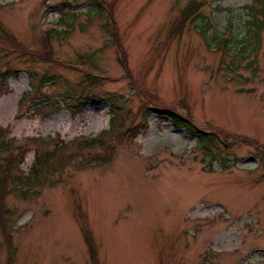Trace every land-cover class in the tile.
<instances>
[{
	"label": "rangeland",
	"instance_id": "1",
	"mask_svg": "<svg viewBox=\"0 0 264 264\" xmlns=\"http://www.w3.org/2000/svg\"><path fill=\"white\" fill-rule=\"evenodd\" d=\"M101 1L97 16L92 0H0V160L27 152L4 180L0 264H95L87 236L100 264H264V27L247 30L261 5ZM50 29L66 32L46 57ZM85 74L102 79L84 88L98 103L77 112L59 86L79 93ZM114 100L133 129L84 147L109 130ZM159 105L214 132L217 161ZM56 148L43 183H27L36 154ZM98 154L108 160L88 161Z\"/></svg>",
	"mask_w": 264,
	"mask_h": 264
},
{
	"label": "trees",
	"instance_id": "2",
	"mask_svg": "<svg viewBox=\"0 0 264 264\" xmlns=\"http://www.w3.org/2000/svg\"><path fill=\"white\" fill-rule=\"evenodd\" d=\"M94 7L96 8V12H93V15H97V16H102L106 13V9H105V5L103 4V2L101 0H92ZM255 4L261 5L260 10L257 11V13H261L264 14V0H257L253 6ZM64 6H68V4H64ZM250 11L252 10V21H250L247 25V30L249 34H257L258 31L261 30V28L264 27V21H260L259 19H257L256 17H254V13L252 7H249ZM195 9V11H193ZM193 12H200V7L199 5H197V7H187L185 14H186V18L187 16L191 15L193 16ZM69 13V12H67ZM74 17L73 14H70ZM92 15V14H91ZM67 16V15H66ZM112 17V15H111ZM65 18L60 19L59 22H61V24L63 23L64 25H68L69 23L66 21H64ZM179 21V20H178ZM176 20V23L174 25L173 28H177V26H179V22ZM58 22V23H59ZM172 28V29H173ZM0 29H2V32L4 33V36L9 39V34L3 30L2 26L0 25ZM67 30V29H65ZM66 31H57L55 29H50L44 36V45L45 48L43 49V51L41 52L42 56H46V57H50L51 53V41L54 37H60L63 34L65 35ZM14 40V39H13ZM1 41V40H0ZM228 41V40H227ZM224 43L223 45H229V41L228 43ZM6 42V41H5ZM8 43V42H7ZM15 45V44H12ZM35 55V54H33ZM9 73H6V76H8ZM31 78H32V86H31V92L36 90H40L41 89V81H39L36 76L31 73ZM85 78L89 81V84L85 81V84L82 86L81 91H79V93H77L78 91H75L74 89L70 90L68 89L67 85H69V83L66 82V84H62L59 87H66L67 89L61 92L62 95V100H64V104L66 106H68L69 108L73 109L74 111H80L82 108H84L88 103L90 102H94V103H98V99L97 97H95L94 95L92 96H88L85 91L84 88L90 89L93 88L97 85L100 84V82H102V79L98 78V75H94V74H85ZM48 80H51V84L54 83H58L57 79L56 82L54 81V79L52 77H50ZM37 81V84H36ZM46 81V80H45ZM45 81H42V83L44 84ZM82 83V81H81ZM49 85V86H50ZM80 85V84H79ZM28 99V97H27ZM110 100V98H107ZM66 102V103H65ZM62 104V103H61ZM160 109H154L155 112L165 116L166 118H168L169 120H172V122L174 123V125L178 128H183L186 129L191 136L193 137H197L198 141H199V145L200 148L203 150V152L208 155L211 156V158L213 159L214 162L217 161V158L215 156V158L212 156V150L213 148L217 147V146H221L219 143H217L219 140V138L217 137L216 134H214V132H206L205 130H203L202 128L198 127L194 122H192V120L190 118H188L185 115L180 114L178 111L167 108V107H163V106H158ZM125 111V106L123 103L119 102L118 100H114V106H113V110H112V117L110 119V128L107 132L100 134L99 136L92 138V139H88L85 142H82L83 146L86 148H93L94 146H107V136L109 137V135H113L114 134V130H115V125H118L119 128H121V131L118 132L117 134V138H120L121 136L126 135L127 131L130 132L133 129V126L128 128L127 131H125L124 129V120H123V113ZM137 128V127H136ZM135 130V129H134ZM134 130L132 132H134ZM4 130L0 129V132H3ZM5 132V131H4ZM3 134L0 133V137ZM44 144V143H42ZM11 145V144H10ZM10 145L8 144V141H1L0 142V150H4V149H9ZM78 147L80 148V146L78 145ZM61 148V147H58ZM23 146L21 147H17L16 151L19 150L20 153H18V155H14V153L10 150H5V152L7 154L6 157H4V159L0 160V167L3 166V164H1V161L6 162V167H4V169H2L3 171L0 170V175L3 173V178L0 176V200L2 198V200H4L5 197V178L9 177V170L11 167H13V165L16 164H22L24 159H25V153L21 152L20 150H23ZM4 152V151H2ZM1 152V153H2ZM56 152H58L57 148L54 149L53 151H48V152H44L43 154H36V162L34 165L33 170L31 171V173L25 177V180L27 183L29 184H42L43 180H45V177L47 174L50 173V168L51 166V162L56 158ZM20 155V157H19ZM108 160V157H105V155H100L98 154L95 157H90L88 159V161H93V163H100V162H104ZM62 162L67 161L66 159H62ZM17 179L19 180V182H21V177L18 176ZM4 185V187H3ZM90 236H87V242H88V246L90 248V252L91 255L93 257L94 263L95 264H100L98 263V257L96 255L97 251L95 246L92 243L91 238H89ZM97 257V258H96Z\"/></svg>",
	"mask_w": 264,
	"mask_h": 264
}]
</instances>
